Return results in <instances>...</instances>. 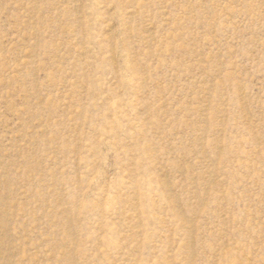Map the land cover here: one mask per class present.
<instances>
[{"label":"rangeland","instance_id":"1","mask_svg":"<svg viewBox=\"0 0 264 264\" xmlns=\"http://www.w3.org/2000/svg\"><path fill=\"white\" fill-rule=\"evenodd\" d=\"M0 264H264V0H0Z\"/></svg>","mask_w":264,"mask_h":264}]
</instances>
